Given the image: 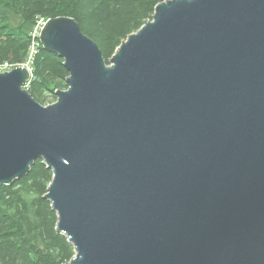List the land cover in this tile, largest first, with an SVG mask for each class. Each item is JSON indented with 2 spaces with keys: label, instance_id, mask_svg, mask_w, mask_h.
Here are the masks:
<instances>
[{
  "label": "water",
  "instance_id": "95a60500",
  "mask_svg": "<svg viewBox=\"0 0 264 264\" xmlns=\"http://www.w3.org/2000/svg\"><path fill=\"white\" fill-rule=\"evenodd\" d=\"M39 38L67 88L0 72V185L52 170L65 264H264V0H163L108 61L73 17Z\"/></svg>",
  "mask_w": 264,
  "mask_h": 264
},
{
  "label": "trees",
  "instance_id": "16d2710c",
  "mask_svg": "<svg viewBox=\"0 0 264 264\" xmlns=\"http://www.w3.org/2000/svg\"><path fill=\"white\" fill-rule=\"evenodd\" d=\"M163 0H0V62L21 63L29 54L38 18L73 17L100 47L106 61L127 35L152 17ZM26 87L40 103L67 88L63 59L38 42ZM52 170L38 158L28 174L0 185V264H65L74 247L56 229L57 214L45 198Z\"/></svg>",
  "mask_w": 264,
  "mask_h": 264
},
{
  "label": "built area",
  "instance_id": "2783aa9c",
  "mask_svg": "<svg viewBox=\"0 0 264 264\" xmlns=\"http://www.w3.org/2000/svg\"><path fill=\"white\" fill-rule=\"evenodd\" d=\"M45 21H46V19H44V18H38L36 20V22L34 23L32 29H31V32H30V35L32 38V43H31L30 48H29V54H28L27 58L25 59V61H23L21 63H14V64L10 63L8 61L7 62H5V61L0 62V72L9 71L15 67L23 66V67H26L28 69L30 76L32 77L31 61H32L34 53L36 52L38 42H40L39 36H40V32H41V29H42ZM30 79H29V81H30ZM29 81L26 83L25 87L28 86Z\"/></svg>",
  "mask_w": 264,
  "mask_h": 264
},
{
  "label": "rangeland",
  "instance_id": "374dc122",
  "mask_svg": "<svg viewBox=\"0 0 264 264\" xmlns=\"http://www.w3.org/2000/svg\"><path fill=\"white\" fill-rule=\"evenodd\" d=\"M45 104H48V103H45Z\"/></svg>",
  "mask_w": 264,
  "mask_h": 264
}]
</instances>
